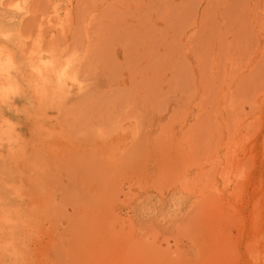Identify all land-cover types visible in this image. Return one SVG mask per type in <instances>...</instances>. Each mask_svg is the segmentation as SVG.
<instances>
[{
	"label": "rangeland",
	"instance_id": "374dc122",
	"mask_svg": "<svg viewBox=\"0 0 264 264\" xmlns=\"http://www.w3.org/2000/svg\"><path fill=\"white\" fill-rule=\"evenodd\" d=\"M0 264H264V0H0Z\"/></svg>",
	"mask_w": 264,
	"mask_h": 264
},
{
	"label": "bare ground",
	"instance_id": "6f19581e",
	"mask_svg": "<svg viewBox=\"0 0 264 264\" xmlns=\"http://www.w3.org/2000/svg\"><path fill=\"white\" fill-rule=\"evenodd\" d=\"M32 253V252H31Z\"/></svg>",
	"mask_w": 264,
	"mask_h": 264
}]
</instances>
